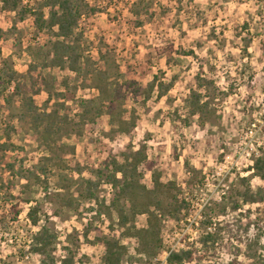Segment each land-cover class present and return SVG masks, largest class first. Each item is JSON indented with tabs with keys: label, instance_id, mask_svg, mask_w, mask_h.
<instances>
[{
	"label": "rangeland",
	"instance_id": "obj_1",
	"mask_svg": "<svg viewBox=\"0 0 264 264\" xmlns=\"http://www.w3.org/2000/svg\"><path fill=\"white\" fill-rule=\"evenodd\" d=\"M146 1L151 2L152 17L134 14L136 0H95L103 12L84 23L86 55L94 63L85 68L106 75L109 100L100 98L91 77L84 84L68 68L33 72L42 89L38 106L58 109L70 122L55 150L45 144L44 126L36 133L29 120L20 118L22 95L15 96L13 109L0 98V144L6 143L5 126L15 128L7 142L15 148L0 151V264H42L31 245L43 226L57 235L52 246L56 264L66 247L78 248L87 264H105L102 240L111 226V233L128 248L121 264H168L167 254L196 242L202 221L213 212L209 207L224 199L226 211L217 208L211 215L220 229L216 256L202 264L228 263L236 257L242 264L264 263V223L256 227L264 205L240 199L239 210L232 209L238 189H244L242 178L254 190L263 185L253 164L254 156L264 153V0ZM25 2L35 5L37 0ZM3 6L0 0V90L4 96L14 91L15 83L6 86L5 81L11 66L18 81L27 80L29 94L30 81L23 76L32 51L48 36L34 27L33 17L19 21ZM190 50L193 55L184 53ZM199 74L213 84L198 88ZM155 77L170 85L161 99L157 87L146 97ZM195 90L210 101L205 120L190 111ZM83 99L104 101L107 110L96 122L81 121ZM142 144L162 181L174 182L178 197L190 204L180 224L170 216L162 220L164 248L157 257L141 252L136 237L122 235L118 214L109 208L114 190L106 180L95 189V198L87 195V180H97L91 170L102 166L109 151L122 161L129 145L136 150ZM44 164L46 173L40 168ZM141 169V185L151 189L153 171L144 165ZM122 203L128 207L126 200ZM35 207L37 226L29 217ZM133 222L145 227L147 215H137Z\"/></svg>",
	"mask_w": 264,
	"mask_h": 264
},
{
	"label": "trees",
	"instance_id": "obj_2",
	"mask_svg": "<svg viewBox=\"0 0 264 264\" xmlns=\"http://www.w3.org/2000/svg\"><path fill=\"white\" fill-rule=\"evenodd\" d=\"M4 10L16 13L19 21H24L31 16L34 18V27L39 32H45L48 36L47 42L38 47L31 53L32 62L30 67L23 76V79H29L30 87L29 94L25 91L27 89L26 82L18 81L15 77L16 71L11 66L7 67L6 86L14 82V91L7 96L0 90V98L3 97L9 108L13 109L14 98L17 95H22L23 105L20 113V118L26 122L28 120L36 133L40 132V127L44 126L46 138L45 144L52 151L55 150L56 142L62 136H59L65 127V123L70 124L66 116L61 115V111L54 109L48 111L47 108H40L36 101V96L41 95L42 89L38 87V79L33 75L34 71L39 68L52 67L70 69L72 72L78 73L83 77V83L88 81L91 77L94 85L100 92V98L109 100L112 95H107V85L104 80L106 75L101 71L95 72L93 69L89 70L85 67L91 65L90 56L86 55L85 43V28L84 23L90 17L102 13L103 9L95 0H37L35 5L26 3L25 0H3ZM134 14L141 17L145 12L146 16L152 17L151 2L146 0H136L134 3ZM145 9H144V8ZM142 24V21H137ZM247 24L244 28H247ZM35 47H32L34 49ZM30 49V47H29ZM244 52H248L247 49ZM186 55H193L194 51H184ZM248 54V53H247ZM1 55V49H0ZM38 60V61H37ZM94 64V63H92ZM28 77V78H27ZM198 88L207 87L213 84V81L201 77L199 74L196 77ZM5 86V87H6ZM155 87L158 88L157 97L161 99L170 90V85L165 86L163 83L157 82V77L150 83L147 93V98L151 96ZM195 90L192 92L191 100L189 101L190 111L194 115H199L202 120L208 116L210 108V101L204 99L203 95ZM117 93V89L114 91ZM24 94V95H23ZM103 100V99H102ZM99 103V108L96 105ZM104 101L97 99H83L80 101V107L83 110L81 121L96 122L97 117L102 116L107 110ZM63 108L64 104H60ZM94 110L95 113H94ZM12 117H14L12 115ZM78 125V124H77ZM79 126V125H78ZM6 143L0 144V151L5 152L10 147L15 148L11 143L12 132L15 131L13 125L6 126ZM67 131V130H66ZM123 132V131H121ZM58 135V138H54ZM129 151H123L121 154L122 161L119 156L109 151L107 159L104 160L101 167L92 169L91 172L96 176L97 180L89 179L87 188V195L95 198V189L106 180L111 188L114 190V197L109 205L110 210H114L118 214V225L122 229V235L134 236L139 241L140 251L146 253L148 256H158L163 247L162 234V220L168 216L172 217L177 224H180V215L184 210L190 207V204L185 199H180L176 192L178 188L174 182L164 183L162 181V173L155 167L154 163L149 159L147 147L142 144L140 148L134 150V147L129 145ZM73 148V152H74ZM48 160L52 161L50 157ZM144 165L146 170L153 171L154 185L150 189L145 185H141V178L143 177L141 166ZM13 168V165H8ZM43 172L49 170L48 165L44 164L40 167ZM83 171V168H79ZM253 170L258 176L263 185L254 190L247 177L242 178L241 182L244 189L237 191V198L233 200V210H239V200L242 199L244 203L264 205V153L254 156ZM105 171L107 173H105ZM36 174L35 172L33 173ZM231 194V191H230ZM226 198V197H224ZM123 200L128 202L127 205L122 203ZM225 200L222 203L210 206L211 212L208 218L201 223V231H199V238L196 242L187 245L185 248L172 250L167 258L168 264H202L204 261H212L214 258L216 245L219 241L220 229L217 223L213 221V216L217 208L221 212H225L227 204ZM232 200V199H231ZM257 210L263 212L261 207ZM19 211H17L18 213ZM38 208L35 207L30 210L29 217L34 226H37L40 219L37 215ZM147 215V225L138 228L133 222L137 215ZM264 223V215L256 217V227ZM248 223V227H251ZM115 232L114 226L109 228ZM109 231L108 235L103 238L104 256L103 262L105 264H121L123 258L128 253V248L121 242V239ZM57 240V235L51 232L47 227L43 226L33 235L32 250L41 255L42 264H56L54 250L52 246ZM66 255L61 259L60 264H87L86 255H78V248L73 249L66 247ZM214 264H242L237 260V257L228 263L215 262ZM264 264V263H260Z\"/></svg>",
	"mask_w": 264,
	"mask_h": 264
},
{
	"label": "built area",
	"instance_id": "obj_3",
	"mask_svg": "<svg viewBox=\"0 0 264 264\" xmlns=\"http://www.w3.org/2000/svg\"><path fill=\"white\" fill-rule=\"evenodd\" d=\"M170 253V252H169ZM169 253L167 254V257H168V255H169Z\"/></svg>",
	"mask_w": 264,
	"mask_h": 264
}]
</instances>
